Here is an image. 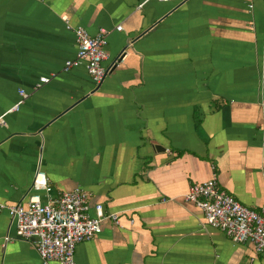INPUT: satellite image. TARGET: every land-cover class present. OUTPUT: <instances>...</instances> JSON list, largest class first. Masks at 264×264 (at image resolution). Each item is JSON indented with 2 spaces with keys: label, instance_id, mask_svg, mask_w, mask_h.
Segmentation results:
<instances>
[{
  "label": "crops",
  "instance_id": "1",
  "mask_svg": "<svg viewBox=\"0 0 264 264\" xmlns=\"http://www.w3.org/2000/svg\"><path fill=\"white\" fill-rule=\"evenodd\" d=\"M63 16L108 32L104 66L124 53L99 86L63 71ZM0 119V206L25 204L40 172L42 197L81 188L117 216L75 264H264L184 199L215 177L264 215V0H0ZM0 264L59 263L0 209Z\"/></svg>",
  "mask_w": 264,
  "mask_h": 264
},
{
  "label": "built area",
  "instance_id": "2",
  "mask_svg": "<svg viewBox=\"0 0 264 264\" xmlns=\"http://www.w3.org/2000/svg\"><path fill=\"white\" fill-rule=\"evenodd\" d=\"M61 19L66 28L72 30L76 45L75 57L64 63L63 71L67 72L84 64L92 83L99 86L107 74L124 59V53L110 65L104 66L108 32L100 29L95 35H90L83 27H71L66 16ZM120 29V26L116 27L117 31ZM47 81L48 79L41 78L39 84ZM20 97L21 100L10 111H17L27 94L21 91ZM2 124L0 119V125ZM49 191L44 174L37 172L29 189L27 202L2 205L0 209L7 212L15 226L17 238L29 243L43 262L75 264L76 246L99 235L103 221L117 223V216L106 214L100 204L94 205L91 211L88 193L81 188L52 198L42 197V193L46 195ZM184 199L201 210L207 226L223 233L234 243H250L257 254H264V215L242 206L221 190L215 177L204 183L191 185Z\"/></svg>",
  "mask_w": 264,
  "mask_h": 264
}]
</instances>
